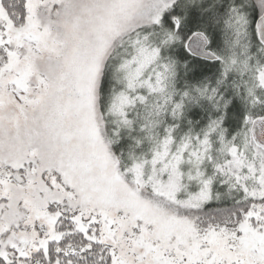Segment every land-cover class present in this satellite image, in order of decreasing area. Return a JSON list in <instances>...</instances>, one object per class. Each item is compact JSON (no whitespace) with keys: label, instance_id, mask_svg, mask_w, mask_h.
Listing matches in <instances>:
<instances>
[{"label":"snow or ice","instance_id":"snow-or-ice-1","mask_svg":"<svg viewBox=\"0 0 264 264\" xmlns=\"http://www.w3.org/2000/svg\"><path fill=\"white\" fill-rule=\"evenodd\" d=\"M0 264H264V0H0Z\"/></svg>","mask_w":264,"mask_h":264}]
</instances>
